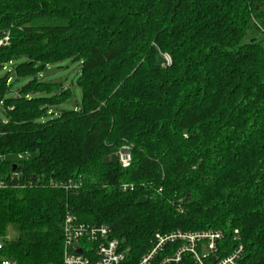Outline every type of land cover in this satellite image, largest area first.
I'll return each instance as SVG.
<instances>
[{"label":"trees","instance_id":"16d2710c","mask_svg":"<svg viewBox=\"0 0 264 264\" xmlns=\"http://www.w3.org/2000/svg\"><path fill=\"white\" fill-rule=\"evenodd\" d=\"M4 32L2 258L65 264L70 215L109 227L122 264L156 235L209 230L230 247L238 230L239 264H264V0H0ZM66 60L80 62L79 111L60 110L71 90L40 77Z\"/></svg>","mask_w":264,"mask_h":264},{"label":"built area","instance_id":"2783aa9c","mask_svg":"<svg viewBox=\"0 0 264 264\" xmlns=\"http://www.w3.org/2000/svg\"><path fill=\"white\" fill-rule=\"evenodd\" d=\"M10 34H0V51L9 46ZM12 64V63H9ZM172 64L168 54L163 55V67ZM10 82V80L8 81ZM119 163L127 168L132 162L130 147L125 145L117 153ZM16 173H12L11 179ZM5 181L0 179V189ZM133 189L124 186L123 191ZM64 263L65 264H122L127 252L122 243L111 236L107 226H89L74 222L70 215L66 217L64 227ZM239 231H234V247L225 243L223 231L209 230L201 232H177L166 236L156 235L153 248L141 259L140 264H151L158 256H163L159 264H183L184 257L191 258L194 264H239L244 248L239 242ZM180 242L177 249L168 251V244ZM4 240L0 236V252L4 248ZM80 251L82 253H80ZM0 264H14L0 255Z\"/></svg>","mask_w":264,"mask_h":264},{"label":"rangeland","instance_id":"374dc122","mask_svg":"<svg viewBox=\"0 0 264 264\" xmlns=\"http://www.w3.org/2000/svg\"><path fill=\"white\" fill-rule=\"evenodd\" d=\"M259 37V35H257ZM26 59H19L15 61L16 64L25 62ZM14 67L12 64H4L0 68V79L5 75L10 74L14 79ZM80 76V62L73 60H66L59 64L48 66L40 75L41 80L45 82H51L54 84L62 85L63 88L70 89L72 92L71 99L68 103H65L59 107L60 110H76L82 109V90L77 84V78ZM31 81V79L18 80L15 84L13 96H17V89ZM0 121L6 122L7 116L4 111V107L0 102ZM18 233L14 228H10L7 233V240L17 238Z\"/></svg>","mask_w":264,"mask_h":264},{"label":"water","instance_id":"95a60500","mask_svg":"<svg viewBox=\"0 0 264 264\" xmlns=\"http://www.w3.org/2000/svg\"><path fill=\"white\" fill-rule=\"evenodd\" d=\"M80 253H82V252L80 251Z\"/></svg>","mask_w":264,"mask_h":264}]
</instances>
